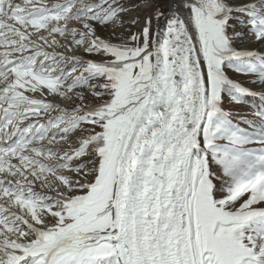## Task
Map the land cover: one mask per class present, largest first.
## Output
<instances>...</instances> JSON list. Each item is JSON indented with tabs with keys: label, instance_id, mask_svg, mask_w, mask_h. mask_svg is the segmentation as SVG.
<instances>
[{
	"label": "snow or ice",
	"instance_id": "obj_1",
	"mask_svg": "<svg viewBox=\"0 0 264 264\" xmlns=\"http://www.w3.org/2000/svg\"><path fill=\"white\" fill-rule=\"evenodd\" d=\"M75 3L0 0L25 35L46 30L48 21L83 18L68 50L86 47L67 57L71 67L57 71L64 53L42 44L29 49L20 71L53 98L81 89L96 101L49 120L45 115L61 105L33 103L27 115L34 123L25 131L42 138L58 127L50 138L68 140L62 149H34L52 161L40 170L72 173L59 177L71 194L40 187L47 176L25 173L15 188L0 178L4 199L11 194L13 207L34 217L23 220V230L13 228L8 221L20 214L0 205V228L20 237L0 244V264H264V91L226 74H249L248 83L264 88V0H173L167 10L142 0L145 18L128 22L126 42L104 38L98 26L139 5L92 0L66 16ZM225 94L261 103L252 119L234 121Z\"/></svg>",
	"mask_w": 264,
	"mask_h": 264
},
{
	"label": "bare ground",
	"instance_id": "obj_2",
	"mask_svg": "<svg viewBox=\"0 0 264 264\" xmlns=\"http://www.w3.org/2000/svg\"><path fill=\"white\" fill-rule=\"evenodd\" d=\"M53 2H59V0H47L48 5ZM44 6H46L44 3L39 4V7ZM12 11L15 12L16 9L13 8ZM0 23L4 25L3 29L0 30V97L4 98L0 102V121H2L0 123V178L3 179L5 184H11L15 188L16 184L24 182L25 173H27L28 177L35 175L38 181L42 180L46 173L40 170L39 164L52 163L51 160H47L44 155L34 151V149H46L49 146L62 149L67 146L63 141L57 142L50 138L52 133L60 131L58 129L53 130L54 127L49 128V135L42 138L37 137L35 131H25L34 123L27 115L34 102L54 99L56 103L60 105L61 103L58 98L49 96L48 88L42 86L34 76L28 75L26 77L22 74L20 65L22 63L27 64V57L31 54L29 49H39L42 44H46L50 51L58 54L66 51V39L56 36L53 29L62 27L68 22L63 21V19L60 21H48L49 31L30 29L28 35H25L16 26L15 17L9 15L8 6L5 5L0 9ZM71 24L74 25L75 23ZM13 42L17 45H13L10 50L4 49V46ZM38 70L36 64L34 71L38 73ZM66 108L68 107L63 106L62 109ZM5 112L11 114L10 119L4 118ZM50 115L46 114L45 120L51 119ZM13 116L16 118L14 122L12 121ZM18 133H22V135H18ZM3 187L4 184H0V189ZM0 205L13 207V196L9 194L8 198L4 199V194L0 191ZM13 210L20 214L22 220L27 219L24 211L20 213L14 207ZM8 224L15 228V221L12 222L10 219ZM0 229L2 230L0 233V244H3L9 241L8 237L12 234V231H8L6 228Z\"/></svg>",
	"mask_w": 264,
	"mask_h": 264
},
{
	"label": "rangeland",
	"instance_id": "obj_3",
	"mask_svg": "<svg viewBox=\"0 0 264 264\" xmlns=\"http://www.w3.org/2000/svg\"><path fill=\"white\" fill-rule=\"evenodd\" d=\"M91 2H92V0H76L74 7H72L67 13H65V15L68 17H74L77 10L85 7L87 4H89ZM156 2L160 4L162 10H167L168 4L173 3V0H156ZM132 3L134 5H139V7H130V10L128 13L121 16V18L109 23L106 27L98 26V31H99L100 35H102L106 39L110 38L113 42H126L127 37L129 35L128 22L139 17L141 20V23H142L144 18H145V13L147 11V6H145L142 3V0H132ZM173 7H175L174 3H173ZM121 20H123L124 23H121ZM63 21L68 22V24H65L62 26L63 28L68 29V32L65 35L61 36L64 39H66V41H67L66 47L67 48H66V51H63L65 59H63V61L59 64L57 71H59L60 69H66V68L71 67L72 61L67 59V57L70 55L82 56V54L85 50V47H86V45L75 47L71 50V52L68 50L70 33L72 30L82 31L81 24L84 23L83 18H79V19L69 18V19H63ZM71 23H75L76 25L75 24L73 25ZM157 27H158V22L155 20V18H153V22H152L153 33L156 32ZM138 30H139V25L131 28L132 32H135ZM44 31L45 32L49 31L48 27ZM13 45H17V44L15 42H13L11 44L4 46V49L10 50L13 48L12 47ZM245 47H256V46L255 45H251V46L245 45ZM43 60H44L43 57H39L35 61V64H37V68L39 69L38 73L41 72V69L39 68V65H40L39 63H42ZM49 62L51 63V61H49ZM226 74L229 76L230 79H232L233 81L241 83L244 87H247L250 90H254L257 92L264 91V88H260L259 86H257L254 83H248V81L252 79V77L249 74H239L233 70H228ZM71 79H72V77L69 76V81H71ZM37 81L40 82L39 80H37ZM94 83H98V82H94ZM81 91H83V93H84V100L83 101H81L79 99V97L81 95ZM59 101L61 103V108L56 110V111L47 113L48 116L51 114L50 116L53 117L55 115L57 116V115L61 114V112L63 111V109H62L63 106H66L69 109H71L73 106H78L81 104H84L85 106H87V105H92V104L96 103L95 99L88 94V90H81V89H77L74 93L68 94L65 99H62V100L59 99ZM260 103L261 102L258 98L254 99L252 97H248L246 102H233V100L229 96H227L226 94L223 97V107L226 111H229L232 113V118L234 121H238L244 117H247L248 119H252L253 118L252 117L253 108H254V106H258ZM14 116L12 117L13 122L16 120V118H14ZM12 121H10V122H12ZM9 127H10V124H9ZM56 129L61 130L58 127H54L53 130H56ZM62 141L65 142L66 144H68L67 139L62 140ZM69 175H72V173L64 172V171H59L57 173H54L53 175L46 173L45 176H47V180L45 183L41 184L40 187L48 189L49 191H51L53 193V195H55L56 190L64 192L65 195H70L71 193L65 191L64 186H63V182L59 178L60 176H69ZM45 176H43V177H45ZM87 179H91V176L87 177ZM15 208L20 213L22 211H24L22 209V207H20V206L14 207V209ZM24 212H25V215L27 216V220L30 222L34 217L32 215H30L29 212H27V211H24ZM37 214H39V213H37ZM14 221L16 224L15 228L23 230L24 224H23L22 218L12 220V222H14ZM1 232H2V230L0 229V233ZM19 238H20L19 233L17 231H12V234L8 237V240L19 239ZM29 238H30V235L25 238V242Z\"/></svg>",
	"mask_w": 264,
	"mask_h": 264
}]
</instances>
